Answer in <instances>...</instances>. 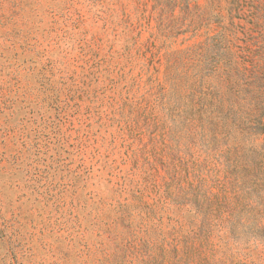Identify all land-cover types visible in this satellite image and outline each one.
Listing matches in <instances>:
<instances>
[{
	"label": "rangeland",
	"instance_id": "rangeland-1",
	"mask_svg": "<svg viewBox=\"0 0 264 264\" xmlns=\"http://www.w3.org/2000/svg\"><path fill=\"white\" fill-rule=\"evenodd\" d=\"M0 264H264V0H0Z\"/></svg>",
	"mask_w": 264,
	"mask_h": 264
}]
</instances>
